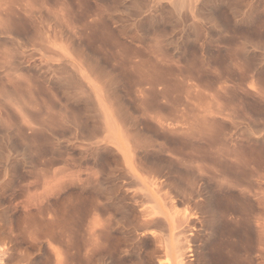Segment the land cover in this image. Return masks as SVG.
<instances>
[{"label":"rangeland","instance_id":"374dc122","mask_svg":"<svg viewBox=\"0 0 264 264\" xmlns=\"http://www.w3.org/2000/svg\"><path fill=\"white\" fill-rule=\"evenodd\" d=\"M128 152L149 160L138 162L143 170L155 169V158L169 164L157 165L163 173L186 161L172 174L187 180L193 171L191 182L203 172L198 159L217 158L230 175L246 163L241 184L256 181L264 0H0V237H16L36 264H96L97 208L132 201L122 168ZM253 183L245 185L256 190ZM255 212L242 225V264H264V215ZM46 219L55 223L50 249L31 242L48 229Z\"/></svg>","mask_w":264,"mask_h":264},{"label":"bare ground","instance_id":"6f19581e","mask_svg":"<svg viewBox=\"0 0 264 264\" xmlns=\"http://www.w3.org/2000/svg\"><path fill=\"white\" fill-rule=\"evenodd\" d=\"M106 111L108 112V110ZM102 114L104 115L103 111H102ZM112 120H115V119H112ZM104 121H106L108 126L109 125L110 127L113 126V124H108L109 122H107L108 120H105V118H104ZM115 124L116 123H114L113 127L116 129ZM106 127L107 126H105V129L108 128ZM111 134L114 135L115 133H111ZM107 140L106 142L108 143L109 141H112L111 139H109V141ZM116 144L118 145L119 143H116ZM213 145H216V144L213 143ZM220 145L221 144H219V146ZM209 146L212 147L211 145ZM222 146L224 147L225 145L223 144ZM129 148L126 147V149H129ZM226 148L224 147V149ZM222 149L223 148L221 147V150ZM228 150L229 149L227 148L226 151ZM118 151H121L120 154H122V149L121 150L119 149ZM218 151L219 150H217L216 152L220 153ZM130 153H129V156H126L123 154L124 156H126L124 159H122V161L124 160L122 164L125 163L124 164L125 166L122 165V168L123 167L125 168L124 169L125 173L123 171L122 172L126 175V177L124 174H123L124 178L121 176L120 177L123 178L124 181L126 182V183L125 182L123 183L130 186V188L132 189L131 190L129 187L125 185L126 186L125 188L130 189L132 192L130 193V197L132 201H130L128 205L126 204L127 206H118L116 204H112V205L110 204V206L108 207L104 205V203L103 204L99 203L100 205L97 208L98 215H97V219H95L96 221L95 225L94 226L92 225L93 227L92 226L90 227L91 232H93V233L89 232L93 234L91 235L92 237L90 239H93L94 242L92 243L95 244V245L92 244L93 246L92 245L91 246L95 248L93 253H95V256H96L95 258L96 264H242V262H246L247 260L246 258L248 257L243 256L244 249L241 248L243 251H242V254L240 253L241 244L245 245V243L243 244V242H245V240L243 239V236H244L243 231L246 229L242 231V228H243L242 225L243 224L247 225L245 224L247 221L246 219L248 215L251 213L255 215L254 211H257L258 213H260L261 216L264 215V160L262 159L263 160L262 162L259 159L262 154H260L259 157L257 158L263 164H258L260 168H254L256 166L254 167L252 166L253 174H251L252 172L250 170L251 172L250 174L255 175V177H257L256 181H254V183L252 180L247 182V179H246L247 183L249 182L250 183L252 182L253 184L256 183L255 184L256 190L254 189L255 186L254 187L250 186L252 184L249 185L251 188L253 187L254 191H252L251 188L249 189L248 186H246L247 185L246 182L243 183L244 185L241 184L242 183L241 179L238 176L241 173L238 170H240L241 168L237 169L239 167L238 166L239 164L236 162L238 161L237 158H235L236 160L235 161L233 160V161L236 162L235 164H237L236 166L238 167L237 168L234 166L233 167L237 169V172L239 174L232 173V175L229 174L230 172L226 173V171H224L225 169L229 168L228 166L227 168L223 170L225 172L224 173L222 171L223 167H221V164L220 166L218 165L219 167H221V171L220 172L216 171L215 173V171L213 170L214 172L212 173V168L215 169V167L217 166L216 165L217 163H215L217 162V158L214 159L216 160L214 163L212 159H210L212 162V163L210 162L211 167L213 164L215 165V166L213 165L214 167L210 168L211 172L207 171L209 167H207L206 165H203L204 167L206 166V168L201 166V164L205 163V161L203 162L201 161L202 159H198V162L199 160L200 162H202L201 164H198V162L195 161L194 159L195 164L197 163L194 167L197 168L198 170L203 169L202 171L203 172L207 171V173L206 172L199 173L200 171L196 170V174L197 172L199 173L198 175L199 178L196 177L195 179H193V182H191L192 179H190L189 177L195 174L193 173V171L192 172L190 171L188 173V171L186 172V170H184L186 174L191 173V175L188 176L189 180L187 179L188 180L187 181L184 179L185 177H182L183 175L175 176L174 174H172V172L174 173L173 169H175L176 167L173 166L174 164L171 162L173 165H171V163L170 165L173 166L174 168L170 169L171 170V171L169 170L170 172L165 168L171 175H169V173H165L166 170H164V173H163L162 167L164 168V166H166V165L163 166V164L165 163L164 162L165 160L163 162L161 160L163 164L162 163L157 164V162L159 161L158 160L159 158L157 159L158 161L155 158L153 159V161L156 162V166H154L155 169L149 170L150 168H152L151 166L154 165L152 163V160H150V163H152L153 165L151 164V166H149V169L148 170L146 169L148 171L147 172L146 170H143V168L144 166H146L145 164H147L146 162H148L149 160L148 161L145 160L146 162L143 161V163L145 164L143 167H141L139 163L142 162L143 158L141 160V157H140L141 162H139L140 161L139 158H138L139 160L138 161L136 159L137 156L133 157L132 155H130ZM224 153L226 152L224 151ZM187 154H188V151H187ZM204 155L205 154L203 153V156ZM117 156H120V155H117ZM124 156L121 155V158H123ZM203 156L201 157L203 158ZM254 157L256 160V155ZM261 158H264V156L263 157L261 156ZM239 160L244 161L243 159L241 160V158H239ZM209 161L207 160L206 163H208ZM257 161L258 160L254 161L255 164H257L256 163ZM185 162H183L182 160V163H185ZM143 163L141 164L143 165ZM159 164H162V167H160L161 169L156 168L157 165ZM222 164L225 165L224 162H222ZM249 164L247 165L251 166ZM181 165L179 167V164H177V168L179 167L180 170L176 168L179 171V174L181 170L183 171V169H181V167L183 166ZM199 165H200V168H199ZM244 165H246V163ZM244 165H243V168H244ZM167 166L170 168L168 163H167ZM208 166L210 165L208 164ZM247 168H250V167H247ZM176 169H175V172H177ZM188 169H191V168H188ZM229 169L227 170L231 171V169L230 170ZM235 169L234 171L236 172ZM145 172L149 173L148 175L151 178L145 177V176H148L145 174ZM175 174H178V173H175ZM217 174H220L219 177L221 176L220 178L222 180L218 179L219 177ZM224 176L228 178L229 177L233 178L232 181H229V182L233 183V181L236 180L233 186H229L230 183L228 181L227 182L229 184H226V182H224L228 187L223 182H221V181H226L224 180L225 178ZM161 178H164V179L162 180ZM242 178H245V177H242ZM197 181H199L200 183L199 182L197 183ZM232 183L230 185H232ZM107 190H108L107 187H105L103 184L99 186V193H101L100 194L101 196L103 195L105 196L108 193ZM254 202L256 203L255 205L253 204ZM178 203H180L181 206L182 205L184 206V207L182 206L184 210L181 213L176 210ZM257 212L255 213L257 214ZM47 213H50V212L48 211ZM251 215L250 217H253V215L252 216ZM117 216H119L118 219H117ZM255 216L254 218H256ZM115 218L117 220H115ZM257 218L255 219V223L257 221ZM46 220L48 223L51 221V219L50 221H48V219ZM263 221H264V218H263ZM40 223L42 225L43 222H40ZM52 223H49L47 225L48 229L46 231H43L41 229H40L41 231L39 230L40 232L43 231L45 233L43 232L40 233L42 236H39L40 234L38 233H37L38 235L36 234L39 237L36 236L37 238H35L34 240L32 239L31 242L33 243V246L34 245L36 246L38 244L40 245L42 241L45 240L46 243L48 244L47 248L50 249L51 247L50 241H52L55 238L53 234L54 230L50 229L51 227L55 226L54 225L55 223L54 224ZM257 223L254 225H257ZM44 225L45 224H43V226ZM45 226L43 229L46 228ZM205 231L209 232V236H207L208 238L206 237L207 239L204 237L208 234L204 236L202 235V233H204ZM2 237H5V236H2ZM2 237H0V264H36L35 259L33 258L34 256L32 257V254H30V252L28 251L29 250L28 248L27 249L23 248L25 250L23 249L19 250V248H17L19 246H17L16 245L17 243L14 242L16 239L14 241L13 239H11L13 236L7 237V238L5 237L1 239ZM13 238H16V237H13ZM88 243H91V242H88ZM260 243L263 244L264 242L261 241ZM147 246H150V249H147ZM263 247H260V249L261 248L264 249ZM91 248L90 250L93 249ZM54 250L55 249L52 248L51 252H55ZM186 251L189 252L188 256H186ZM261 252L263 253L264 251H261ZM93 253L90 252L89 254H93ZM263 255L262 256L259 255V257H263ZM160 259H162L163 262H161Z\"/></svg>","mask_w":264,"mask_h":264}]
</instances>
